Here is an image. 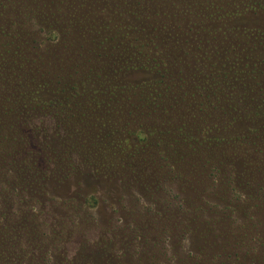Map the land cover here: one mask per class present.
Wrapping results in <instances>:
<instances>
[{"label":"rangeland","instance_id":"1","mask_svg":"<svg viewBox=\"0 0 264 264\" xmlns=\"http://www.w3.org/2000/svg\"><path fill=\"white\" fill-rule=\"evenodd\" d=\"M193 2L222 0H0V264H264V123L236 112L264 111V0L228 42ZM220 43L247 85L211 127L249 141L210 151L189 74Z\"/></svg>","mask_w":264,"mask_h":264},{"label":"trees","instance_id":"2","mask_svg":"<svg viewBox=\"0 0 264 264\" xmlns=\"http://www.w3.org/2000/svg\"><path fill=\"white\" fill-rule=\"evenodd\" d=\"M184 3L185 2H183V4ZM229 3L234 4V5L239 4L240 7L239 9H237L238 6H235L233 11H226L223 7L227 8ZM243 4L244 6H242ZM198 6L199 5L193 2V3H190L187 7L188 9L191 10L190 15L192 17L193 15H195L194 17L200 20V21H195L192 23L191 27L189 28L190 32L192 31L191 33L198 35V36L201 33H204L203 36H206L207 34L208 35H211V34L220 35L227 42H228L227 40L228 36L229 37L232 36L234 30L241 29L240 27L234 28L235 23L232 21V19L239 17V16H246L249 14H252L250 16L254 17L257 14V11L254 9V7H258V6H253V7L250 6L248 4V0H232V1L222 0V2L219 4V7L215 5L214 3H210L205 6L207 8L202 9V10L199 9ZM208 6H210L211 9H208ZM187 16H189V13L186 12V17ZM210 26L212 28H210ZM243 32H246V31H242L240 35ZM248 32L252 33V31H249V30ZM224 35H226V37H224ZM235 41H240V43L244 42L242 40H237V39ZM199 42L201 45L205 44L200 40ZM12 44H14V41H12L11 43H8V42L6 43L7 47H12ZM245 45H251V44L248 42H245ZM256 45L258 44L256 43ZM221 46H222V43H220L219 47L221 48ZM259 50L260 49H258V51ZM197 51L199 52L198 53L199 57L197 58V61L195 62V65L197 64V67L195 66L190 70L189 80H191V82H193L194 84L200 83L201 85L205 86L209 90V91H206L207 100H205L206 98H203L201 96L195 97V99L198 101V109H197L198 123L202 129L201 132L203 133L204 138H205L206 148L207 150L212 151V148H214L216 144H220V146H224L230 143L231 141L232 143L236 144V137L240 138L239 144L240 146H243L246 144V142L249 141L247 140L249 138V134L246 130L238 132L237 135H234V136H231L228 133H226V135L224 134L222 137L218 138L215 136L217 134V131L215 130L213 131L211 126L214 125V121L216 120L217 117L219 118L221 117V114L218 115L219 111L223 112V114H227L230 112L232 113L228 105L224 104L225 102L224 99H226L234 91L232 85L234 86L235 84V87H236V83L247 85L243 83L242 79L239 82H237V78H238V75H240L238 74V69L243 70L242 67H246L248 63L246 62L245 59L243 61H238L239 58H237L236 55L232 54L233 53L232 46H229V48L224 51H222V48L221 50L217 49V52H215L212 56H210L209 52H207L202 47H201V50H197ZM241 51L244 52V49H242ZM5 60L9 62L11 65H14V62H12V59L5 58ZM192 60L194 59L192 58ZM253 64L255 66V63ZM207 67L208 69L205 71ZM253 71H254L253 67H251V73ZM245 81L247 80L245 79ZM155 97L157 100L160 99L159 94H157ZM33 99L37 100L38 97L33 98ZM37 105H40V103H37ZM145 106H148V105L145 104L144 107ZM155 106L160 107L159 104H156ZM236 112L239 116V119H240L239 121H241V119L243 120L245 119L247 122H250L252 126H254L255 123H264V111H260V108L255 109L253 106H240V108ZM252 129H254V127L251 128L250 130ZM251 132H250V136H252ZM259 133H260V130L257 129V131L253 134V136L258 137ZM144 135L146 134L143 133L140 130V128H138L136 132H132L130 134L129 136L130 141L126 139V142L123 144L124 145L123 147L127 149L126 146H131V144H129L130 142H134L132 147H139L138 145L139 143H145L144 145H146L147 136L145 138ZM188 135H189V138L186 135V139L192 142L194 139H192L190 134ZM252 144L253 145L255 144V140H253ZM141 146L137 150L136 154H142V152L145 151L146 148L145 147L142 148ZM180 152H182V150H180ZM186 155L188 156V154ZM245 164L247 166V163ZM260 164H262V162H260ZM179 177L181 178V175H179Z\"/></svg>","mask_w":264,"mask_h":264}]
</instances>
